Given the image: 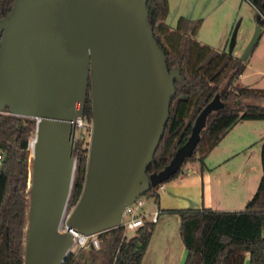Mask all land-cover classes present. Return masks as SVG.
Segmentation results:
<instances>
[{"label": "water", "instance_id": "obj_1", "mask_svg": "<svg viewBox=\"0 0 264 264\" xmlns=\"http://www.w3.org/2000/svg\"><path fill=\"white\" fill-rule=\"evenodd\" d=\"M148 0H15L0 18V111L36 118L25 264H63L75 238L122 224L125 207L194 153L217 93L188 139L147 172L163 137L179 67L169 69ZM241 59L259 41L263 21ZM91 87L93 124L83 191L62 229L76 168L75 133Z\"/></svg>", "mask_w": 264, "mask_h": 264}, {"label": "trees", "instance_id": "obj_2", "mask_svg": "<svg viewBox=\"0 0 264 264\" xmlns=\"http://www.w3.org/2000/svg\"><path fill=\"white\" fill-rule=\"evenodd\" d=\"M14 1L0 0V18L11 11ZM250 1L264 15V0ZM147 7L154 35L165 52L169 69L179 67L183 77V81L175 78L170 116L147 172L159 171L171 160L176 149L191 134L202 108L219 93L225 106L208 115L194 153L182 164L199 160L204 169L207 155L235 123L242 119H264V105L255 102L264 98V88L236 84L247 67V59L201 42L197 32L202 19L182 17L173 28L165 20L168 0H148ZM82 117L89 120L93 117L90 85ZM35 128V117L14 114L9 107L0 111V152L3 156L0 165V264L26 262L31 195L29 155ZM74 156L76 168L70 199L77 202L84 188L88 162V148L82 146L80 139L76 140ZM261 163L260 182L244 209L184 207L166 210L181 216V236L187 247L184 264H244L247 253L251 264H264V137ZM182 166L168 180L178 175ZM161 184L152 186L143 196L158 200ZM154 224L145 217L143 225L130 236L122 224L99 232L96 234L101 242L99 248L90 241L87 252L84 247L77 253L71 250L63 264H141Z\"/></svg>", "mask_w": 264, "mask_h": 264}, {"label": "crops", "instance_id": "obj_3", "mask_svg": "<svg viewBox=\"0 0 264 264\" xmlns=\"http://www.w3.org/2000/svg\"><path fill=\"white\" fill-rule=\"evenodd\" d=\"M168 3L169 10L165 20L171 27H176L182 17L202 19L197 38L238 57H241L254 33L259 14L258 8L250 0H168ZM205 29L209 31L206 32ZM263 35L262 24L260 37ZM258 44L247 58L245 71L236 80L239 86H243L241 83L253 87L263 86L259 81L242 82L250 74L248 71L254 70L255 62L264 57V49L259 51ZM253 73L264 75V70L255 68ZM255 102L264 105V99ZM263 137L264 119L239 120L207 155L204 169L199 160L189 161L182 166L178 175L161 184L158 200L145 197V217L151 219L155 211L159 214L154 221L153 232L141 264H184L187 258V247L181 236V216L177 212L166 211L167 209L245 208L263 173ZM244 264H251L249 253L246 254Z\"/></svg>", "mask_w": 264, "mask_h": 264}, {"label": "built area", "instance_id": "obj_4", "mask_svg": "<svg viewBox=\"0 0 264 264\" xmlns=\"http://www.w3.org/2000/svg\"><path fill=\"white\" fill-rule=\"evenodd\" d=\"M259 12L261 13L260 10ZM262 16L264 17L263 14ZM81 119L82 118L78 119L77 125L81 124ZM2 158L3 156H2V153L0 152V165H1ZM145 202H146L145 197L141 196L125 207L124 212H123L122 225L125 226L126 231H132V230L135 231L139 226L143 225L144 218H145V213H144ZM158 214H159L158 211H155L150 220L156 221L158 218ZM69 215L70 214H68V216ZM68 216L65 215L64 229L68 228V225H67ZM71 231L74 234V238H75L74 245L72 246V250L75 253H77L80 248L86 246L89 240L93 242L94 246L98 245V239L96 238L95 234L86 235L76 230H71ZM75 247L77 248L74 249Z\"/></svg>", "mask_w": 264, "mask_h": 264}, {"label": "rangeland", "instance_id": "obj_5", "mask_svg": "<svg viewBox=\"0 0 264 264\" xmlns=\"http://www.w3.org/2000/svg\"><path fill=\"white\" fill-rule=\"evenodd\" d=\"M248 11L250 12V10H248ZM250 15H251V12H250ZM207 28H209V27H207ZM263 30H264V23H263ZM205 31L208 32L209 30L208 29H205ZM258 46L260 47L259 51L261 49H264V35L262 36V38L260 37ZM254 65H255L254 66V70H255V68H256V70H258L260 68L262 70H264V57H260V61L259 62H255ZM254 70L253 69H250L248 71L250 74H247V76L244 78V80H242V82L259 81L260 84L263 85L260 88H264V75L253 73ZM241 84L244 85V83H241ZM262 99H264V98H262ZM251 101H254V100L251 99ZM92 124H93V120L92 119L89 120V119H86V118L82 117L81 124L80 125L79 124L77 125V127H76V133H75V141L78 140V139L82 140V146L88 148V154H89V146H90V140H91V134H92ZM34 134L35 133L32 134L31 139H33ZM30 149H31V146H30ZM75 204H76V202H73V200L69 198V201H68L67 206H66V211H65V215L66 216H68V214L71 213V211L73 210ZM64 223H65V219L63 220V224L61 226L62 229H64ZM133 233H134L133 230L132 231H126V234L128 236L132 235ZM95 236L97 238V235L96 234H95ZM89 241L86 244V246H84L85 252H87L88 249H89ZM100 245H101V242H100V239H98V245L95 246V248H99ZM76 248L77 247H75L74 249H76Z\"/></svg>", "mask_w": 264, "mask_h": 264}, {"label": "bare ground", "instance_id": "obj_6", "mask_svg": "<svg viewBox=\"0 0 264 264\" xmlns=\"http://www.w3.org/2000/svg\"><path fill=\"white\" fill-rule=\"evenodd\" d=\"M34 136H33V139L31 140V142H30V146H31V149H30V157H31V159H32V155H33V147H34ZM64 220V219H63ZM62 224H63V222H62Z\"/></svg>", "mask_w": 264, "mask_h": 264}]
</instances>
